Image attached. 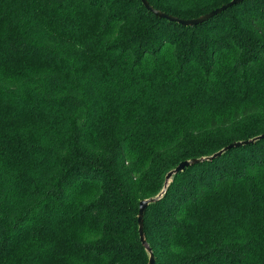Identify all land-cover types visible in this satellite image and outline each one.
Returning <instances> with one entry per match:
<instances>
[{"label":"trees","instance_id":"trees-1","mask_svg":"<svg viewBox=\"0 0 264 264\" xmlns=\"http://www.w3.org/2000/svg\"><path fill=\"white\" fill-rule=\"evenodd\" d=\"M263 133L264 0L188 26L142 0H0V264H147L141 200ZM144 227L156 264H264V139L175 174Z\"/></svg>","mask_w":264,"mask_h":264},{"label":"water","instance_id":"water-1","mask_svg":"<svg viewBox=\"0 0 264 264\" xmlns=\"http://www.w3.org/2000/svg\"><path fill=\"white\" fill-rule=\"evenodd\" d=\"M242 1H244V0H231L230 2L220 6L218 8H215L214 10L207 12V13H205L199 17H196V18H181V17L175 16V15L163 12L159 9H156L149 2V0H142L144 6L149 11L154 13L156 16H159L161 18H166L170 21L177 22V23H180V24L185 25V26L197 25V24H200L202 22H205V21L209 20L210 18L222 13L223 11L228 9L229 7H232L233 5L238 4ZM260 139H264V133L261 135L255 136L253 138H250V139L231 142L230 144L226 145L221 150L215 152L213 155L183 160L174 169H172L171 171L168 172V174L166 175L165 187L157 196L141 200V202L139 204V213H138L139 234H140V239H141L142 244L144 245L145 249L149 253V260H148L147 264H156V256H155V253H154L152 247L150 246V244L146 238L145 227H144L145 210L149 206V204L157 201L158 199H160L164 195V193L166 192L167 187H168L169 183L171 182L173 176L175 174L183 171L186 167H189L190 165H193V164H196L199 162H203L206 160H213L216 157L221 156L223 153H225L226 151H228L232 148L251 144V143H254Z\"/></svg>","mask_w":264,"mask_h":264}]
</instances>
